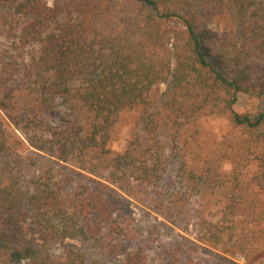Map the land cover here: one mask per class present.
<instances>
[{
    "label": "trees",
    "instance_id": "trees-1",
    "mask_svg": "<svg viewBox=\"0 0 264 264\" xmlns=\"http://www.w3.org/2000/svg\"><path fill=\"white\" fill-rule=\"evenodd\" d=\"M200 1L0 0V264H88L79 249L52 254V243L67 240L122 264H212L203 244L164 240L157 225L144 235L118 223L113 205L124 193L171 221L163 182L172 178L189 201L199 181L177 133L232 111L239 94L264 99V73L254 68L264 57V11L248 14L244 0H230L231 16L244 19V45L231 51L223 41L217 52ZM156 85L165 90L151 102ZM138 106L144 113L128 149L110 150L121 115ZM231 121L242 137L225 140L227 159L240 171L254 154L253 181L264 190V111L232 112ZM25 142L51 158L41 170L17 156ZM23 221L40 246L12 242L9 230Z\"/></svg>",
    "mask_w": 264,
    "mask_h": 264
},
{
    "label": "rangeland",
    "instance_id": "rangeland-1",
    "mask_svg": "<svg viewBox=\"0 0 264 264\" xmlns=\"http://www.w3.org/2000/svg\"><path fill=\"white\" fill-rule=\"evenodd\" d=\"M47 1L52 3L54 0ZM199 4L200 13L205 16L204 35L207 44L218 52L224 41L231 51H238L244 45V19L240 14L231 16L233 10L230 8V0H223V6L211 4V9L206 0H201ZM244 4L248 14L257 10L264 11V0H244ZM168 25L174 28L180 26L177 22ZM254 68L255 74L264 73V57L254 60ZM164 90L165 85H156L150 95L151 102H156ZM62 109L54 114L57 119L64 115ZM263 111V98L239 94L232 111L203 115L186 125L177 133V143L186 163L196 167L199 177L189 201L185 200L183 190L177 188L172 178L166 179L163 182L166 194L164 206L170 210L171 221L158 217L145 202L124 193L113 200L116 221L135 227L144 235L149 234L153 225H157L161 227L159 235H163L164 240L178 239L191 244L193 248L194 241L203 244L210 252L205 251L208 252L205 254L202 250L201 254H205L212 264H264V190L253 181L259 171V162L253 154L246 168L238 171L224 152V143L228 137H242L240 130L235 129L231 121V113L257 114ZM143 113L144 107L138 106L121 115L108 144L110 150L124 152L128 149ZM17 156L26 159L32 173L41 170L51 161L49 156L39 154L26 142ZM29 157L33 162L28 161ZM160 221L168 226L160 225ZM8 235L19 246L35 248L44 242L29 221L17 223ZM51 247L55 257L70 248L79 249L87 254L88 264L123 262V257L109 255L76 240L52 243Z\"/></svg>",
    "mask_w": 264,
    "mask_h": 264
}]
</instances>
